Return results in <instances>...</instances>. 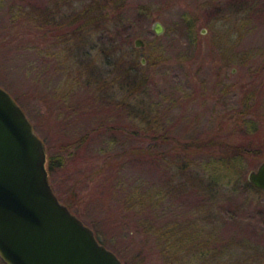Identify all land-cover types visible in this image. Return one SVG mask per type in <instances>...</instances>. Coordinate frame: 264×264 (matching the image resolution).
Returning <instances> with one entry per match:
<instances>
[{"label":"rangeland","instance_id":"obj_1","mask_svg":"<svg viewBox=\"0 0 264 264\" xmlns=\"http://www.w3.org/2000/svg\"><path fill=\"white\" fill-rule=\"evenodd\" d=\"M18 7L54 14V24L64 17L59 29L44 28L57 29L64 45L46 35L44 44L34 41L43 55L30 49L22 30L13 28ZM96 12L104 16L88 23ZM156 20L161 35L152 31ZM136 38L143 47H135ZM50 44L55 54L48 56ZM121 54L145 59L144 69L126 72ZM0 86L21 106L48 157L64 156L63 166L48 172L55 194L123 264H161L154 233L136 230L132 210L126 209L127 222L118 212L125 181L165 195L151 213L157 226L163 214L184 222L206 211L205 229L219 237L213 246L243 239L264 248V193L235 185L221 202L197 180L180 190V182L192 180L173 163L178 142L214 130L225 138L235 130L230 138L244 141V124L231 116L246 91L264 113V0H0ZM105 155L110 163L95 173ZM202 158L192 153L189 159L201 164ZM263 160L264 154L244 160V183Z\"/></svg>","mask_w":264,"mask_h":264},{"label":"trees","instance_id":"obj_2","mask_svg":"<svg viewBox=\"0 0 264 264\" xmlns=\"http://www.w3.org/2000/svg\"><path fill=\"white\" fill-rule=\"evenodd\" d=\"M118 1L124 0H110L114 5H117ZM120 3L118 5H120ZM96 5H98V7L101 6L95 3L94 8H96ZM17 10V12H21V16L23 15L26 19L22 23H18L21 16L18 17L17 14L15 17H12V20L17 22L13 28L16 33L22 30L21 34L23 39L26 40L28 38L26 44L28 43L29 45L27 46L35 51V53L39 54L38 51H41V55L44 53L40 50L42 46L40 48L39 42H34L35 39H39L41 43L44 44L43 38L48 35L54 37L59 42V35L55 34V31L59 29L61 22L63 23L64 17L61 18L58 24H54V22L59 19L54 14L41 13L34 7L29 8L28 12H24L20 7H18ZM98 10H100V8H98ZM101 13L102 12H96L92 14L91 17L88 16V23L97 22V20L100 21L104 16V14ZM26 21L28 23H26ZM52 24L57 27L56 30L44 29ZM64 37L70 38V36ZM74 37H79L80 39L81 35ZM61 42H64V39H62ZM65 42H67V40ZM59 44L64 45L60 42ZM50 45L49 47H51L52 50L48 48V56L55 54V50H53L55 45ZM119 59L122 62L124 61V63L121 64L122 67H125V64H127L125 67L126 72H128V69L137 72L144 69V65L138 62L134 55H127L126 57L125 54H121ZM230 88H232V86L229 85L223 87L222 90L226 93L231 90ZM142 89L143 85L139 90ZM254 105V98L248 90L240 99L239 108L236 110L235 115L231 116L234 118L231 120L232 122L244 124V141L235 142L232 140V137L230 138V136L234 135L235 130L228 138H225L221 135V129H218L216 131L214 130L212 134H208L204 139H193L186 142H178L176 144L179 151H174L176 158L173 163L180 166L179 169L183 171L182 174H185L188 180H192V184H190L191 182H180L179 185L181 188L177 185L180 190L190 186L193 187V181L197 180L201 182V188L205 189V192L210 193L211 198L221 202L224 200L228 201L227 198L229 199V197L235 193V188L233 187L235 185H241L252 189L255 193L261 192L248 181L244 183L240 175L246 158L254 156L261 157L264 154V133H262V129H264V113L258 111ZM150 153L152 152H149V150L142 151V154H147L149 158L153 157ZM192 153L202 154V159L205 163L200 162L201 164H196L194 160L189 159ZM104 157L107 158H104L103 163L95 170V173L103 172L106 164L110 163L111 156L105 155ZM64 159L63 155L55 156L53 159L48 157V172L51 174V172L53 173L58 167L63 166ZM179 179H182V175L179 176ZM203 179L206 183H203ZM121 184L127 187L120 186L122 191L125 190V194L123 193V199L121 201L123 213H121V210H118V212L122 214L121 217L123 216L122 219L124 222H127L126 209L128 212L132 210V221L137 225L135 226L133 224V226L138 227L136 230H145L150 234L154 233L155 244L159 249L158 252L161 258V264H264V248L257 244L252 245L251 241L247 242L243 239L233 241L232 239L228 240L226 243L220 241V244H222L219 247L213 246L212 243L214 240L219 242V237H217V235H215L216 237L214 236L215 231L211 230L213 227L207 230L205 229L206 225L210 222L206 220L204 222V218L211 217V214L206 211H200L197 218L184 222L179 221L178 216H174V214H170L169 216L163 214L160 216L162 217L160 218L162 219L160 220V225L157 226L156 220H153L151 217V213H153L152 210L159 207L160 203L165 198V195H163L160 189L153 188L143 191L144 189L142 190L141 188L142 184H138V182L130 184L125 181ZM143 186L145 187V185ZM139 190L142 192H139ZM70 205L71 204H68L69 208ZM128 224L131 225L130 222ZM149 236L151 235H147V237ZM210 236H212V239ZM99 242L102 243L100 240Z\"/></svg>","mask_w":264,"mask_h":264},{"label":"water","instance_id":"obj_3","mask_svg":"<svg viewBox=\"0 0 264 264\" xmlns=\"http://www.w3.org/2000/svg\"><path fill=\"white\" fill-rule=\"evenodd\" d=\"M151 28L156 35L164 32L158 20ZM134 45L143 47L144 41L136 38ZM47 158L31 121L0 86V258L5 264H123L60 201L49 181ZM247 181L264 191V160Z\"/></svg>","mask_w":264,"mask_h":264},{"label":"flooded vegetation","instance_id":"obj_4","mask_svg":"<svg viewBox=\"0 0 264 264\" xmlns=\"http://www.w3.org/2000/svg\"><path fill=\"white\" fill-rule=\"evenodd\" d=\"M204 29L201 30V33L205 32V30L203 31ZM144 65V64H143ZM258 190V189H257ZM260 191V190H259ZM261 192H264V191H261Z\"/></svg>","mask_w":264,"mask_h":264}]
</instances>
